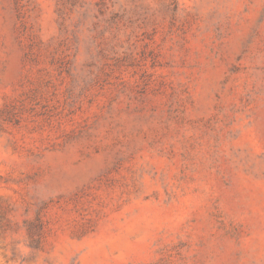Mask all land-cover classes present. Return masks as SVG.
Returning <instances> with one entry per match:
<instances>
[{"label":"rangeland","instance_id":"rangeland-1","mask_svg":"<svg viewBox=\"0 0 264 264\" xmlns=\"http://www.w3.org/2000/svg\"><path fill=\"white\" fill-rule=\"evenodd\" d=\"M0 264H264V0H0Z\"/></svg>","mask_w":264,"mask_h":264}]
</instances>
